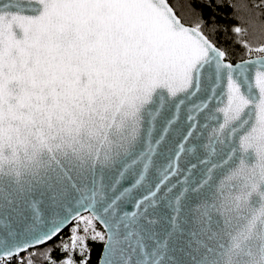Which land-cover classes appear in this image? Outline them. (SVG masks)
<instances>
[{
	"label": "snow or ice",
	"instance_id": "1",
	"mask_svg": "<svg viewBox=\"0 0 264 264\" xmlns=\"http://www.w3.org/2000/svg\"><path fill=\"white\" fill-rule=\"evenodd\" d=\"M0 264H264V0H0Z\"/></svg>",
	"mask_w": 264,
	"mask_h": 264
},
{
	"label": "trees",
	"instance_id": "2",
	"mask_svg": "<svg viewBox=\"0 0 264 264\" xmlns=\"http://www.w3.org/2000/svg\"><path fill=\"white\" fill-rule=\"evenodd\" d=\"M54 255H58V253H54Z\"/></svg>",
	"mask_w": 264,
	"mask_h": 264
}]
</instances>
